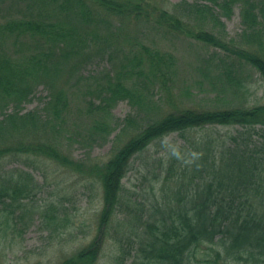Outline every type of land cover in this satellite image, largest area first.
<instances>
[{"label":"trees","instance_id":"1","mask_svg":"<svg viewBox=\"0 0 264 264\" xmlns=\"http://www.w3.org/2000/svg\"><path fill=\"white\" fill-rule=\"evenodd\" d=\"M18 1L20 16L0 18V240L33 209L41 228L65 226L53 202L25 205L40 187L28 171L5 168L21 162L45 176L53 163L96 180L101 201L95 236L57 264H95L105 238L117 264H264V102L248 105L249 70L264 93V0H181L173 10L158 0ZM235 6L241 32L230 44L206 26L223 31ZM145 25L220 49L206 59L215 72L201 71L214 99L206 88L198 102L176 88L177 58L138 36ZM94 63L105 65L87 69ZM38 86L47 91L42 107L24 111ZM120 101L133 112L115 120ZM118 126L105 160L63 148L104 144ZM214 126L235 131L209 135ZM173 133L184 145L142 155ZM136 158L140 187L130 189Z\"/></svg>","mask_w":264,"mask_h":264},{"label":"rangeland","instance_id":"2","mask_svg":"<svg viewBox=\"0 0 264 264\" xmlns=\"http://www.w3.org/2000/svg\"><path fill=\"white\" fill-rule=\"evenodd\" d=\"M166 8L173 10L181 0H158ZM192 1V0H187ZM3 11L0 13V18L20 16L16 13V8L25 10L23 2L18 0H5L3 2ZM11 3V6L9 4ZM27 15V14H26ZM30 15H28L29 17ZM224 23L222 27H213L212 24L206 26L210 31L218 33L225 41L230 44L238 40V35L241 32L239 8L234 7L230 17H221ZM141 29V28H140ZM139 37H144L151 45L158 46L160 49L172 52L177 58L178 71L176 74V88L189 87L193 94V99L198 102L199 98L203 97L202 90L204 88L209 92V98L215 96V90L209 85L210 79L205 78L202 70H208L209 76L215 71L213 62L207 63L206 59L211 57L214 51L219 52L220 49L203 46L201 43L174 34H162L151 26L145 25L138 33ZM105 63H94L87 69H100ZM251 76V89L254 91V96L248 100V105L253 102L256 97L258 103L264 102L263 86L259 79V75L249 70ZM208 85V86H207ZM178 89L175 90L177 92ZM156 97L160 94L158 88L155 89ZM174 92V93H175ZM47 91L43 86H38L34 91L31 99L23 105V110H33L42 107ZM191 95V93H190ZM216 98V97H215ZM217 105H209V107H225L224 104L216 101ZM132 108L125 101L118 102L112 108V115L115 120H121ZM133 112V111H132ZM119 127L108 136L104 144L94 145L92 147L85 146L81 141L76 143L64 142L63 147L75 159L92 158L95 160H105L111 151L112 140L114 135L119 131ZM207 128L200 130L198 137L206 135ZM235 131V127L214 126L209 128V135L224 134L226 132ZM197 132V133H198ZM65 136V135H64ZM65 138V137H64ZM184 145V140L176 133L170 134L159 143L151 145L147 152H143V156L151 159L158 158L162 154V145L167 148H174L178 145ZM159 150V152H157ZM163 155V154H162ZM140 163L136 158L134 169L124 179L125 185L132 189L139 188L140 174L136 168ZM7 164V163H6ZM48 169L45 176L37 169H31L24 166L23 163H9L5 168L18 167L19 170L28 171L33 176V181H36L40 187L37 193L30 199H25L23 202L28 208L36 207L45 201H51L61 208V212L66 215L65 226L63 228L45 229L41 228V218L38 217L35 209L32 212H27L23 220L17 221V230L8 228L6 238L0 240V264H57L61 257L70 255L74 251L86 245L97 233L96 215L101 207L99 196V184L96 180L81 179L77 174L68 172L53 163H48ZM151 183H154L151 180ZM157 197L161 196L158 185L152 186ZM150 186H145L144 191H148ZM132 191V190H131ZM141 191L143 194L145 193ZM10 217V216H9ZM12 220V219H10ZM9 222L12 224L13 222ZM20 228H23L19 235ZM116 244L113 239H104L101 253L95 264H117L115 256L117 255ZM125 264H128L125 263Z\"/></svg>","mask_w":264,"mask_h":264}]
</instances>
